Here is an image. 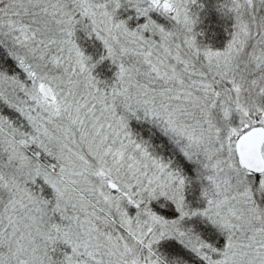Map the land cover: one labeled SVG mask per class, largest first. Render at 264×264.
Wrapping results in <instances>:
<instances>
[{"label":"snow or ice","instance_id":"6c2138e0","mask_svg":"<svg viewBox=\"0 0 264 264\" xmlns=\"http://www.w3.org/2000/svg\"><path fill=\"white\" fill-rule=\"evenodd\" d=\"M0 264H264V0H0Z\"/></svg>","mask_w":264,"mask_h":264}]
</instances>
